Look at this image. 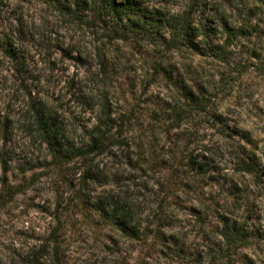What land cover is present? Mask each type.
<instances>
[{"label":"clouds","instance_id":"clouds-1","mask_svg":"<svg viewBox=\"0 0 264 264\" xmlns=\"http://www.w3.org/2000/svg\"><path fill=\"white\" fill-rule=\"evenodd\" d=\"M0 264H264V0H0Z\"/></svg>","mask_w":264,"mask_h":264}]
</instances>
